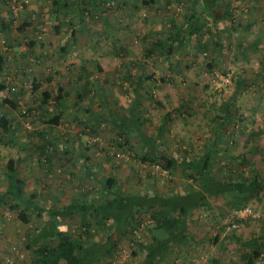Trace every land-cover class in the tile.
<instances>
[{
    "label": "rangeland",
    "instance_id": "1",
    "mask_svg": "<svg viewBox=\"0 0 264 264\" xmlns=\"http://www.w3.org/2000/svg\"><path fill=\"white\" fill-rule=\"evenodd\" d=\"M12 1L19 7L16 13L10 10ZM69 1L66 8L63 0H0L5 23L0 26V55L5 57L0 104L8 98L17 105L5 109L14 136L0 128V179L7 162L17 159L27 197L32 193L40 203L57 209L76 196L99 199L100 188L85 176L77 155L83 153L91 158L97 177L115 178L121 192L188 190L180 167L163 173L154 162L142 161L138 141L131 147L122 144L116 123L101 125L94 119L124 117L134 106L131 81L146 76L153 81L140 86L138 116L151 122L142 126L147 133L167 115L161 148L168 153L186 150L191 157L199 154L213 134L208 121L213 112L206 110L231 97L233 118L226 129L235 145L224 148L226 155L243 151L252 167L263 170L264 37L259 34L264 32V0H220L230 13L220 28L221 39L209 23L208 30L191 37L183 31L180 38L189 42L169 47L156 43L169 36L172 23L175 31L182 24L189 0L154 6L143 5L142 0H95V4L85 0L84 5ZM32 81L38 85L34 91ZM86 82L89 86L82 88ZM82 89L78 99L76 90ZM57 94L62 95L63 106L56 104ZM55 115L60 117L58 124H47ZM43 145L47 151L41 154L38 147ZM5 185L0 180V194ZM246 204L260 217L238 222L232 229L228 213L235 203L210 198L207 209L193 213L188 238L173 246L159 264H242L241 254L255 242L264 243V196ZM137 218L141 225L118 237L113 252L96 264H140L141 256L132 252L138 250L135 239H147L148 216ZM62 224L78 234L83 222L73 214ZM86 224L98 240L100 226L88 218ZM31 231V224L21 223L9 205L0 204V264H30L25 245ZM259 249L264 254V244ZM255 264H264V256Z\"/></svg>",
    "mask_w": 264,
    "mask_h": 264
},
{
    "label": "trees",
    "instance_id": "2",
    "mask_svg": "<svg viewBox=\"0 0 264 264\" xmlns=\"http://www.w3.org/2000/svg\"><path fill=\"white\" fill-rule=\"evenodd\" d=\"M84 1L80 0L81 4L84 5ZM169 1L142 0L141 2L145 6H154L167 4ZM69 2V0H63V5L67 8ZM189 2L182 24L176 27L175 31L172 30L175 28V23H172L169 36L164 41L157 42L156 46L162 45L163 42L167 44V47L173 44L183 46L188 40L180 38V33L185 31L186 36L190 37L197 35L202 30H208L209 23L217 38L221 39L220 28L230 14L227 8L222 6L221 1L189 0ZM88 3L95 4V0H88ZM230 29L234 31L236 28L231 24ZM259 35L264 37V32ZM220 42H216L215 45L221 46ZM33 46V42L28 45L31 49ZM199 48L205 49L203 46ZM4 63L5 57L0 55V78L3 76ZM82 72L87 73L85 70ZM45 81L48 82L50 79ZM152 81L150 76L138 77L131 81L134 106L124 117L109 120L104 117L102 119L98 115L99 117L94 119L101 125L110 121L116 123V132L122 144L130 146L138 141L143 153L142 161L154 162L157 168L169 174L180 167L183 178L188 182L186 184L188 190L186 189L183 193L173 188L167 191L149 189L131 193L121 192L115 178L97 177L93 165L89 163L90 158L83 153H77L82 160L85 176L99 186L100 198L85 201L76 196L69 204L57 209L40 203L39 198L32 193L27 197L24 190L25 182L19 177L16 169L18 160L10 159L2 175L6 185L4 192L0 194V204L9 205V208L17 213L21 223L31 224L32 231L27 236L25 245L26 250L31 253L30 264H96L113 252L118 237L132 233L141 225L142 221L137 218V215L144 214L148 216V223L145 225L148 236L143 242L135 239L138 250L132 252V255L141 256L140 264H159L171 252L173 246L177 247L181 241L188 238L189 223L193 213L197 209H207L210 198L231 199L232 203H235L231 208H237L248 206L246 204L248 200L264 196V157L262 158L263 170L259 171L251 166L249 157L243 156V151L237 156H228L224 150L225 147L235 145L234 141H229L226 129L233 118L231 112L233 99L228 97L217 107L211 105L206 110L213 112L208 119L209 128L213 134L203 151L194 157H191L186 150L168 153L159 145V141L166 139L167 115L157 125H152L155 131L149 130L147 133L142 131V126L151 122L138 116L142 96L140 86L144 82L151 84ZM237 84H241V81ZM86 85L89 86L88 82L84 83L82 88H87ZM37 87L35 81H32V90H36ZM83 92L84 89L80 92L76 90V97L79 99ZM151 97L152 95L149 94V98ZM55 101L58 105H64L61 94H57ZM44 104L48 103L44 102ZM157 104L160 105V103ZM16 106V103L8 98L0 104L2 108L0 128L4 132L11 133L12 136L15 130L11 127L6 110L14 109ZM45 114L51 115L49 112ZM59 118L58 115L52 116L46 123L56 125ZM243 133L244 131L241 134ZM45 150L46 146H41V154ZM73 214H77L83 222L82 230L78 234L67 231L62 224L63 219L70 218ZM87 218L94 220L100 226L99 235L101 236L98 240L93 238L89 225L86 224ZM255 241L253 239V242ZM262 244L264 243L255 242L252 249L241 254L242 264H255L257 259L264 256L259 249Z\"/></svg>",
    "mask_w": 264,
    "mask_h": 264
},
{
    "label": "built area",
    "instance_id": "3",
    "mask_svg": "<svg viewBox=\"0 0 264 264\" xmlns=\"http://www.w3.org/2000/svg\"><path fill=\"white\" fill-rule=\"evenodd\" d=\"M18 5L15 1H12L10 3V10L13 13H16L18 11ZM14 85H11V88H13ZM163 173H168L167 171H162ZM260 217V213L258 210H255L254 208L250 206H244V207H237V208H231L228 213V218L230 221V228L234 229L237 227L238 222L246 221V220H256Z\"/></svg>",
    "mask_w": 264,
    "mask_h": 264
},
{
    "label": "crops",
    "instance_id": "4",
    "mask_svg": "<svg viewBox=\"0 0 264 264\" xmlns=\"http://www.w3.org/2000/svg\"><path fill=\"white\" fill-rule=\"evenodd\" d=\"M3 19H1V17H0V26L1 27H3V25L5 24V23H3V21H2ZM28 26V25H27ZM49 142V141H48ZM47 143V142H46ZM48 144V143H47ZM133 144V143H132ZM207 147V145L205 146V148ZM39 148V152H41V146H39L38 147ZM45 151H47V146H46V150ZM84 155H86V154H84ZM86 156H88L89 157V155H86ZM248 157V156H247ZM90 158V157H89ZM89 163L91 164V165H93V163H92V161H91V158H90V161H89ZM5 169H6V166H5ZM5 171V170H4ZM4 171L2 172V175H3V173H4ZM1 175V176H2ZM90 179V178H89ZM1 182H3V183H5V181L3 180V178L1 177ZM23 180V179H22ZM6 184V183H5Z\"/></svg>",
    "mask_w": 264,
    "mask_h": 264
}]
</instances>
